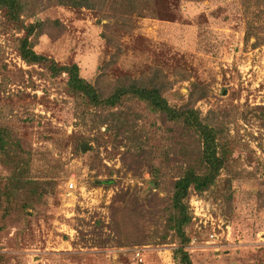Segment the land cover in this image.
<instances>
[{
	"label": "rangeland",
	"instance_id": "374dc122",
	"mask_svg": "<svg viewBox=\"0 0 264 264\" xmlns=\"http://www.w3.org/2000/svg\"><path fill=\"white\" fill-rule=\"evenodd\" d=\"M155 5L154 17L135 16L129 26L107 27L103 10L58 5L25 19H59L63 31L50 35L40 28L35 49L59 63H77L90 82L99 75L105 83L138 77L158 66L174 80L164 94L173 106L187 100L193 82L207 88L195 107L202 115L209 109L227 114L236 151L210 190L188 197L187 250L193 264H264V121L251 113L264 104V43L253 47L254 38L245 40L241 0ZM23 33L0 14V110L5 106L13 134L31 150L34 179L15 197V212L0 217V264H177L175 243L105 240L113 236L109 223L117 193L166 192L150 185L145 165L135 172L123 163L125 146L92 115L82 117L65 75L53 77L21 59L17 38ZM70 179L85 192L66 193ZM106 179L113 183H101Z\"/></svg>",
	"mask_w": 264,
	"mask_h": 264
},
{
	"label": "trees",
	"instance_id": "16d2710c",
	"mask_svg": "<svg viewBox=\"0 0 264 264\" xmlns=\"http://www.w3.org/2000/svg\"><path fill=\"white\" fill-rule=\"evenodd\" d=\"M241 2L246 19L245 40L254 38L252 46L257 47L264 43V0ZM53 5L106 11V26L110 27L129 26L135 16L154 17L155 0H0V14L24 31L17 38L21 59L28 65L43 67L53 77L65 75L66 90L82 105V117L92 115L98 127H105L104 133L125 146L123 163L135 172L138 166L145 165L152 177L150 185L166 192L165 196L150 193V197H141L136 190L117 193L109 223L113 236L109 234L105 240L118 245L175 243L176 263L193 264L187 250V226L192 222L188 197L192 191L201 194L210 190L236 151L227 114L211 109L201 114L195 105L208 91L198 82L192 83L184 103L171 105L164 94L174 80L158 66L138 77L123 76L105 83L99 75L95 82H90L81 75L77 63L62 64L37 52L39 29L53 35V31L61 33L64 25L59 19L27 22L25 18ZM5 109L4 106L0 110L2 219L15 212V197L34 181L29 168L31 150L13 134L4 116ZM251 113L264 121V104L253 106ZM84 142L88 144L90 140ZM247 159L253 161L250 155ZM112 181L106 179L101 183L109 185ZM226 199L230 202L231 194Z\"/></svg>",
	"mask_w": 264,
	"mask_h": 264
},
{
	"label": "built area",
	"instance_id": "2783aa9c",
	"mask_svg": "<svg viewBox=\"0 0 264 264\" xmlns=\"http://www.w3.org/2000/svg\"><path fill=\"white\" fill-rule=\"evenodd\" d=\"M64 190L66 191V193L68 192L70 194L71 193L74 194V192H77V191H80L83 193V192H85L86 188L83 186L78 187V183L76 182V180L70 179L68 182L65 183ZM135 255L139 261L143 260L140 251H138L137 249H136Z\"/></svg>",
	"mask_w": 264,
	"mask_h": 264
}]
</instances>
